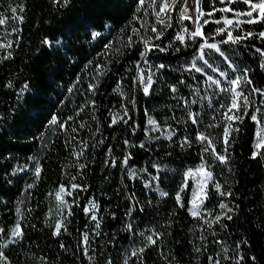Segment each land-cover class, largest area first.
Returning a JSON list of instances; mask_svg holds the SVG:
<instances>
[{
	"label": "trees",
	"instance_id": "16d2710c",
	"mask_svg": "<svg viewBox=\"0 0 264 264\" xmlns=\"http://www.w3.org/2000/svg\"><path fill=\"white\" fill-rule=\"evenodd\" d=\"M161 2L157 0L153 5L147 0L137 12L138 0H70L66 6L54 0H0V14L7 18L0 25V45H11L0 47V228L4 229L0 250L9 264H107L108 260L112 264H124L125 260L128 264H210L209 257L220 260V264H236L237 254L245 256L240 264H264V148L253 158L257 125L247 117L234 124L240 131L232 134L235 142L229 149L228 164L202 152L195 135L205 129L215 137L217 151H222L219 140L224 109L219 105L227 102V95L219 94L211 107L206 100L201 106L195 89L199 87L200 96L205 95L204 77L185 70L196 49L175 40L184 27L191 31L194 23L180 21L182 6L177 4L176 10L169 13L172 27L165 28L156 16ZM21 4L22 13H11V7ZM225 6L220 0H200L205 13ZM229 6L238 12L249 10L243 0ZM134 13L141 17L139 21L133 20ZM14 15L23 16V21L12 19ZM224 17L237 18L230 12L205 15L200 23L204 19L209 23L203 32L213 35L222 26L214 21ZM153 27L162 31L161 39H155ZM133 28H140L139 37L133 34ZM233 28V35L241 30L259 33L264 31V23H242ZM92 31L103 35L93 40ZM129 35L133 39L130 45ZM140 37L161 47L167 45L168 51L148 52L145 64L141 57L145 45ZM45 38L61 42L49 48L42 42ZM220 39L216 36L217 41ZM200 42L197 39L196 43ZM186 43L191 45L192 41ZM257 49L264 50V40L252 38L222 45L237 71L215 52L209 62L226 71L230 79L247 68L253 84L245 90L252 86L264 88V54ZM160 64L166 67L157 71ZM141 68L146 76L150 69L156 81L150 97L145 96L136 80ZM205 70L220 78L210 69ZM25 83L29 90L21 96ZM93 84L97 85L95 91L90 88ZM171 86L178 91L171 92ZM181 98L198 101L190 105V110L200 114L199 129L190 121L184 123L188 109ZM125 109L127 123L119 120ZM145 109L159 122L160 131H152ZM53 115L67 121V130L48 123ZM114 116L116 124H112ZM259 118L264 125V115ZM214 123L221 126L208 128ZM167 125L175 130L171 140L167 139ZM184 137L192 141L190 147L180 146ZM129 155L131 159L125 166L122 162ZM202 156L213 174L204 187L207 198L200 209L203 219L188 211V202L202 178L199 174L187 178L188 188L180 193L185 206L180 207L176 200L185 173L195 170ZM81 164L86 167L81 169ZM37 167L41 169L39 177L35 175ZM153 176L159 179L152 181ZM217 181L221 191L232 195H220L214 187ZM71 184L86 190H72V196L62 194L68 201L64 206L56 192L60 185ZM161 192L168 195L161 196ZM93 197L99 205L95 213L101 218L99 229L84 212ZM222 202L232 209L228 213L232 219L214 222L226 211L219 207ZM57 221L67 227L58 236L53 234ZM17 223L23 230L22 239L11 235ZM128 223H133L136 235L126 229ZM151 229L162 236L155 245L145 247L147 242L138 233L148 235L151 233L146 230ZM84 232L89 235L87 254L82 245ZM141 247L145 251L140 256L130 255L131 249ZM225 247L229 248L227 253ZM197 248L202 250L197 252ZM225 255L233 259L225 260Z\"/></svg>",
	"mask_w": 264,
	"mask_h": 264
},
{
	"label": "snow or ice",
	"instance_id": "6c2138e0",
	"mask_svg": "<svg viewBox=\"0 0 264 264\" xmlns=\"http://www.w3.org/2000/svg\"><path fill=\"white\" fill-rule=\"evenodd\" d=\"M147 0H138V7L137 12L140 11V9L144 8ZM156 0H152V4L154 5ZM221 3L225 4L226 6L223 8H213L211 12L205 13L200 8V0H195V5L190 6L188 4V0H162L161 4L159 5V11L156 12L157 16V22L161 25H164L165 28L172 27L171 24V16L169 13L171 11L176 10V5L180 4L182 7L179 9V19L181 22L183 21H192L195 24V27L189 31L188 27H184L180 33H178L175 37V40L179 41L181 44H184L187 46H193L196 49V52L194 54L193 59L191 60L188 67L185 69L188 72H196L201 74L202 77H204V82L206 83L207 87L203 89L205 95L200 96L201 89L197 87L195 89L196 95L199 97V100L201 102V106L203 105V101H207L208 106H212L213 99L218 98L219 94L223 93L227 95V102L222 103L219 105L221 109H224V111L221 113V121L223 122V131L220 135L219 143L222 145V151H217L216 143H214L215 137L211 135V133L207 132V129L204 131H197L195 135V140L202 146V152L210 154L215 160L220 161L223 164H228L231 153L229 151L231 145L235 142L233 139H231L233 132H239L240 129L238 127H234V124L236 122L242 123L244 118L247 117L251 121L255 122L257 125V131L255 133V150L253 152V158H255L257 155H260L259 150L264 148V125L261 124L260 116L264 115V88H257V87H248L247 91L245 90L246 86H251L253 84L251 78L248 76V69L244 68L241 71V74L235 75V78H229V74L226 71H221L219 66L213 67V64L209 62V59L211 58V55L213 52L218 53L220 57H222L229 65L230 68L233 69V71H237V67L232 63L229 56L225 54V51L222 50V45L227 44H239L244 40L252 39V38H259L261 40H264V31H260L259 33L254 32H242L238 31L236 35H233V31L235 30L233 28V25H235V28H239L240 24L247 23V24H254V23H264V0H243V3H245L249 10L246 12H238L234 8L230 7L229 5H232L237 2V0H220ZM54 3L56 4H62L66 6L68 3H70V0H54ZM151 6V5H150ZM11 13L17 14L22 13L24 11L23 5H17L16 7L10 8ZM225 12V13H233L237 18L240 16H247L249 19L246 21H240L239 19L233 20L228 17H224L223 20L217 19L214 22L216 24H222L221 27L217 28L215 30V33L213 35H207L203 32V28L205 25L209 23V20L204 19V23L201 24L200 21L205 15L207 16H213L215 12ZM191 13V14H190ZM255 13V15H254ZM167 16L168 19L165 20L163 17ZM12 19L19 20L20 22L23 21V16L21 15H14ZM141 17L137 15L136 13L133 14V20L139 21ZM7 22V18L4 17L2 14H0V25H3ZM144 25L142 24L141 27ZM105 27H109L108 25H105ZM13 31H18V29H13ZM133 34L136 36H140V28H133ZM152 32L156 33L155 39L159 40L162 36V31H158L155 27L151 29ZM103 35L100 31H92L91 37L93 40L97 39L98 37H101ZM216 36L222 37L219 41L216 40ZM143 40V43L145 45V50L141 53V57L144 59V63L147 64L148 61L146 59L148 52L155 50H158L160 52H166L168 51L169 46L161 47L159 44H153L151 39L140 37ZM197 39L201 41L200 43H196ZM186 40L192 41V44L189 45L186 43ZM128 44L130 45L133 42L132 35H129L127 37ZM211 41V42H210ZM43 44L48 46L49 48L53 47L54 44H59L61 41H52L48 38H45L43 41ZM11 45H0V47H10ZM108 47V46H106ZM207 50V51H206ZM175 51H179V48H176ZM257 51L262 52L264 54V50L257 49ZM11 53H8V56H10ZM6 56L5 58H8ZM139 67V64L137 65ZM166 65L160 64L157 67V71L159 69L165 68ZM261 67L264 68V64H261ZM205 69H210L213 73L218 74V77L223 78V82L220 78H217L214 75H210ZM103 74V73H101ZM136 80L143 85V93L145 96H148L151 94L152 86L156 82L153 80V73L151 70H148L147 76H145V70L141 68L140 73L136 77ZM181 84H184L185 81H180ZM8 87H12L11 83L8 84ZM97 85L93 84L90 85V88L92 91H95ZM28 84L25 83L24 86L20 89L19 95H23L24 92L28 91ZM171 92L176 93L178 91L176 86L170 87ZM116 91H119V86L117 87ZM19 98V97H18ZM185 100L184 107L187 110V120L184 121V123L191 122L192 125H195L197 129H199L200 126V114L198 112H194L190 110L191 104H196L197 100H191L188 101L186 98H181ZM257 100H259V103H257ZM134 103V101H133ZM251 113V114H250ZM125 116H127V110L125 109L124 116H120L119 120L123 121L124 123H127L128 121L125 119ZM145 116L147 117V123L149 125H152V131H160V124L155 119L148 116L147 109H145ZM68 119H72V117H69ZM216 118L213 117V120ZM118 122V119L116 116L112 119V124H116ZM50 125H59L61 129L67 130L66 125L67 121H61L56 115H53L51 120L48 122ZM220 123H214L208 125V128L212 127H220ZM168 129V135L167 139L171 140L172 137L175 135V130L171 129V125H167ZM75 130V129H73ZM159 139V137H156ZM127 143V141L125 142ZM185 145L191 146L192 141L188 137H184L183 141L181 142V147H184ZM140 147H144L143 144L140 145ZM109 152H111V149H109ZM83 153H77V158H79ZM131 159V156H127L123 160V164L125 166L128 165L129 160ZM202 163L195 169H189L186 173V180L185 183L181 186L179 192L176 195V200L178 202V205L180 207L185 206V202L182 200L180 193L185 192L188 188L187 184V178H195L197 174H199L202 178L197 181V190L193 192L192 199L188 202L190 203V207L188 208V211L193 217H199L203 219V216L201 215V207L204 203V200L207 198L206 192H204V187L206 186L207 182L209 180H212L213 174L211 171L208 170V162L204 160L203 156L201 157ZM206 165H208L206 167ZM112 166H115V160L112 161ZM86 167V165L81 164L80 168L83 169ZM153 167H157L156 165H153ZM20 171H23L24 169H19ZM41 172L40 167H37L35 170V175L39 177ZM133 177L135 178V170H133ZM74 180L75 177H72ZM159 179L158 176H153L152 181H157ZM152 181H149V185L152 183ZM29 187H32L31 185ZM214 187L217 189L218 193L222 196H231L232 193L230 191L224 192L221 191L222 185L217 181L214 183ZM79 189L81 191H85L86 189L82 188L80 185L71 184L69 187H66L64 185H60L59 190L56 192V197L60 201V203L64 206L68 205V201L64 200L62 194H66L68 196H72V190ZM161 196H167L168 193L161 192ZM73 203H75V200H73ZM219 207L221 209H226L224 212L223 217L217 215L214 218V222H219L222 218L232 219L230 215H228L229 212L232 211L231 208L228 207L225 203H220ZM143 210L142 208L140 209ZM99 211V205L96 202L95 198L93 197L90 199L88 206L84 208V212L86 215H89V218L93 221H96L95 227L97 229L100 228V219L95 213ZM17 212H19V209H17ZM71 210L69 209L68 215H71ZM131 214V210L129 212V215ZM205 223H208V221H205ZM64 229V231H67L66 225L62 221H57L54 226V235H60L61 229ZM126 229L132 234L136 235L137 233L133 230V223H128L126 225ZM150 231L151 234L145 235L144 231H141L138 233V235L143 236L146 240L147 244L145 247L149 245H155L157 243V240L160 239L162 236V233L157 232L155 229L146 230ZM4 233V229L0 228V234ZM12 237H19L23 238V230L21 228V225L19 223L16 224L15 228L12 229L11 232ZM155 237V238H154ZM202 240L206 239L205 237H201ZM11 243H16V240L10 241ZM215 243L224 244V241H215ZM244 244L247 243V241L243 242ZM82 245L85 251V254H87L88 247H89V235L87 232L82 233ZM240 244H236V248H240ZM4 247H7V244L4 245ZM63 247V245H61ZM202 249L197 248L196 251L199 252ZM145 251L144 247L138 248V249H131L130 255L131 256H140ZM225 253L229 251L228 247H225L223 249ZM91 259V257H89ZM225 260H231L233 257L224 256ZM251 259L254 261L255 257H251ZM210 264H220V260L214 259L212 257H209ZM245 260V256L243 254H237L236 256V264H240V261ZM0 264H9L8 258L5 256L4 252L0 250ZM107 264H112L111 260H108ZM124 264H128V261L125 260Z\"/></svg>",
	"mask_w": 264,
	"mask_h": 264
},
{
	"label": "rangeland",
	"instance_id": "374dc122",
	"mask_svg": "<svg viewBox=\"0 0 264 264\" xmlns=\"http://www.w3.org/2000/svg\"><path fill=\"white\" fill-rule=\"evenodd\" d=\"M194 1V3H195V0H193ZM156 2H157V0H156ZM155 2V3H156ZM188 4L190 5V0H189V2H188ZM155 11H156V8L154 9ZM191 14V13H190ZM237 19H239V18H235V19H233L234 21L235 20H237ZM240 20V19H239ZM241 21V20H240ZM145 73H146V70H145ZM145 76H146V74H145ZM139 86H140V88H141V90H142V88H143V85H141L140 83H139ZM152 89H153V86H152ZM142 92H143V90H142ZM151 93H152V90H151ZM151 96V94L150 95H148L147 97H150Z\"/></svg>",
	"mask_w": 264,
	"mask_h": 264
},
{
	"label": "bare ground",
	"instance_id": "6f19581e",
	"mask_svg": "<svg viewBox=\"0 0 264 264\" xmlns=\"http://www.w3.org/2000/svg\"><path fill=\"white\" fill-rule=\"evenodd\" d=\"M194 5H195L194 1L190 0V6H194Z\"/></svg>",
	"mask_w": 264,
	"mask_h": 264
},
{
	"label": "built area",
	"instance_id": "2783aa9c",
	"mask_svg": "<svg viewBox=\"0 0 264 264\" xmlns=\"http://www.w3.org/2000/svg\"><path fill=\"white\" fill-rule=\"evenodd\" d=\"M188 2H189V0H188Z\"/></svg>",
	"mask_w": 264,
	"mask_h": 264
}]
</instances>
